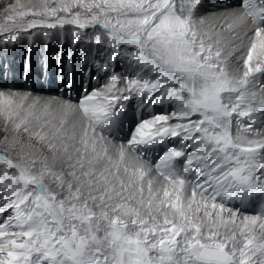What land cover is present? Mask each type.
<instances>
[{
  "label": "snow or ice",
  "instance_id": "6c2138e0",
  "mask_svg": "<svg viewBox=\"0 0 264 264\" xmlns=\"http://www.w3.org/2000/svg\"><path fill=\"white\" fill-rule=\"evenodd\" d=\"M65 26L105 82L0 91V264H264V0H15L0 44Z\"/></svg>",
  "mask_w": 264,
  "mask_h": 264
},
{
  "label": "bare ground",
  "instance_id": "6f19581e",
  "mask_svg": "<svg viewBox=\"0 0 264 264\" xmlns=\"http://www.w3.org/2000/svg\"><path fill=\"white\" fill-rule=\"evenodd\" d=\"M207 3L209 5H216L219 3L236 4L238 3V0H207ZM74 30L75 29H73V26H65L64 32L66 37L63 36V34L58 36L56 35L55 32L53 34V39L49 38L45 40L42 36H39V37H34L31 41H29L25 37L22 46L13 48L12 45L10 49L8 48L9 49L8 55H10V58L8 56H5V59L4 58L1 59L3 67H1L0 65V89H2V91L4 92L16 91L18 93H30L28 92L29 89L31 90L32 87L34 88L37 87L41 91H47V94L44 95L39 94L38 97L42 99L57 97L52 95L53 91L57 92L59 89H62V91H64V89H67V93H73L72 94L73 98H76L77 95L78 97L79 96L81 97L83 95L82 93H84L85 87L86 88L88 87L82 84L83 82L81 81L82 75L79 74L80 71L79 73L76 71L77 67H75L74 70V64L73 67H71L70 69L66 68L67 73L64 74L65 71L63 70L62 66H59L60 64L58 61L52 62L49 59V60H45V62L42 63L41 58H39V55L47 56L50 55L52 52H55V54H60L63 52L67 54L68 49H71L73 51L74 58L78 59V58H83L85 54L89 51V49L95 52L99 47H101L95 45L94 43L93 44L87 43L86 45H83L82 43V45L81 44L76 45V47L74 48L73 40H72ZM86 30L89 33H91L90 36L91 38H93L94 37L93 31L96 30H94L93 28L92 29L88 28L80 31L87 34ZM2 53L3 50L1 51L0 56H2ZM22 56L24 58V62L22 61L20 67V65H18V60L21 59ZM26 58H30L32 60V63L30 59L25 60ZM83 61L85 63L84 59ZM43 64L45 67L43 66ZM126 67H127L126 61L121 60L117 62V71L124 72ZM57 71H59V80L55 78L56 76L54 77V74ZM84 71L95 72L96 74H93L95 77L97 75L96 68L91 63L90 58L87 61V66L84 68ZM22 74H24V76H22ZM99 76H100L99 80H96L95 77L93 78L95 80L93 83L89 84L90 89L88 91H91L92 89L102 85L105 82L104 74L100 73ZM96 82L99 83L96 84ZM78 84L80 85L76 86ZM19 86H21L23 89L25 88L26 90L25 89L20 91L16 90V88ZM166 106L167 104L162 105L159 109H157L156 113L158 112V114H162L164 112H167ZM169 106L170 105H168V107ZM156 107L157 106H155L153 109L155 110ZM150 113H151L150 111L144 112L143 118L147 117ZM138 118H140V114L135 111V103L133 102L132 107L130 108L127 117L123 121L119 131H116L112 134L113 139H117L119 142H116L115 140L112 142L116 144L123 142L121 140H124V142H126L129 139L131 131L135 123L137 122ZM159 156L160 153L158 151H154V159L155 160L159 159ZM248 210L251 213L255 212L253 210V206L251 205L248 206Z\"/></svg>",
  "mask_w": 264,
  "mask_h": 264
},
{
  "label": "rangeland",
  "instance_id": "374dc122",
  "mask_svg": "<svg viewBox=\"0 0 264 264\" xmlns=\"http://www.w3.org/2000/svg\"><path fill=\"white\" fill-rule=\"evenodd\" d=\"M15 2V0H0V16H3L4 14H5V8H6V6L7 5H10V4H12V3H14ZM90 29H92V28H90ZM86 32H87V34L86 33H84V35H85V41L83 42V45H86L88 42H87V39L88 38H91V36H90V34L91 33H89L87 30H86ZM94 32V31H93ZM53 34H54V32H53ZM63 36H65L66 37V35H65V32H63ZM26 38H27V36H25ZM25 37H23L21 40H19L18 42H16V43H14V44H8V45H3V44H0V55H1V51L3 50V53H2V56H0V65H1V67H3V65H2V61H1V59H5V56H8L9 58H10V55H8V53H9V49L11 48V46L13 47V48H17L18 46H22L23 44V41H24V38ZM50 39H53V36L52 37H50ZM73 40V39H72ZM64 41V40H63ZM82 45V44H81ZM67 46V45H66ZM73 46H74V48L76 47V45H74V43H73ZM9 48V49H8ZM4 56V57H3ZM73 56V51L71 50V49H68V51H67V54L66 53H60V54H55V52H52L50 55H47V56H45V55H39V58H41V61H42V63H44L45 62V60H49L50 59V61H52V62H56V61H58L59 62V66H62V68H63V70L65 71L64 72V74L65 73H67V70H66V68H68V69H70L71 67H73V64H74V70H75V67H77L76 68V71L79 73V71H80V75H82V78H83V76H84V73H83V71H84V68L86 67V64L84 63V61H83V58H78V59H76V58H74V56ZM47 57V58H46ZM60 57H63V60H64V62L63 63H61L60 62ZM27 59H30V58H26L25 60H27ZM43 59V60H42ZM70 60V67L68 66V61ZM20 61V62H19ZM22 61L24 62V58H23V56L21 57V59H19L18 60V65H20V67H21V63H22ZM30 61H31V63H32V60L30 59ZM80 61V62H79ZM80 63V64H79ZM43 66H44V64H43ZM6 67V66H5ZM45 67V66H44ZM79 67V68H78ZM55 70H56V68H55ZM69 71V70H68ZM85 72V71H84ZM57 73V74H56ZM55 74H54V77L57 79V80H59V71H57ZM61 73V72H60ZM88 73H90V72H86V74H88ZM93 74H96L95 72H92V74H91V80H93V78L95 77ZM22 76H24V74H22ZM82 78H81V81H83L82 80ZM6 79V78H5ZM80 84H78V85H76V86H79ZM25 89V88H24ZM21 86H19V87H17L16 88V90H18V91H20V90H24ZM26 90V89H25ZM61 89H59L58 91H60ZM67 89H64V91H66ZM0 91H2V89H0ZM28 91V90H27ZM28 92H30V93H32L34 96H39V94H41V95H44V94H47V91H41L40 89H38L37 87H32V89L30 90L29 89V91ZM49 92V91H48ZM53 92H56V91H53ZM67 92V91H66ZM52 95H54V96H57V97H59L60 95L58 94V95H55V94H53L52 93ZM162 105H157V107L155 108V110L154 109H152V110H150V114L147 116V117H149L150 115H152L153 113H156V111H157V109H159L160 107H161ZM164 107V106H163ZM166 108H169V110L168 111H171L172 110V107L171 106H169L168 107V105L166 106ZM167 110V109H166ZM156 114H158V112L156 113ZM147 117H145V118H147ZM116 141V142H119L117 139H113V141Z\"/></svg>",
  "mask_w": 264,
  "mask_h": 264
}]
</instances>
